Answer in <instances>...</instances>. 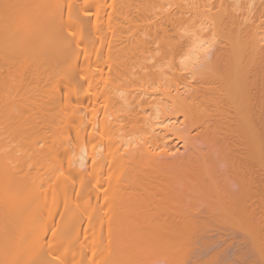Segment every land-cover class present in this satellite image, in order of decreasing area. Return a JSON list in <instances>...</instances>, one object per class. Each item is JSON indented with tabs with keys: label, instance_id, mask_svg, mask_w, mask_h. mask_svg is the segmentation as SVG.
<instances>
[{
	"label": "bare ground",
	"instance_id": "obj_1",
	"mask_svg": "<svg viewBox=\"0 0 264 264\" xmlns=\"http://www.w3.org/2000/svg\"><path fill=\"white\" fill-rule=\"evenodd\" d=\"M110 1L0 0V264H66L82 233L91 256L101 253L96 264H138L168 242L180 264L261 263L264 0H195L194 18L182 0ZM199 16L207 32L192 35ZM197 54L189 81L176 61L183 69ZM85 108L96 113L87 119ZM16 134L31 137L34 154L6 142ZM46 159L51 167L40 166Z\"/></svg>",
	"mask_w": 264,
	"mask_h": 264
},
{
	"label": "rangeland",
	"instance_id": "obj_2",
	"mask_svg": "<svg viewBox=\"0 0 264 264\" xmlns=\"http://www.w3.org/2000/svg\"><path fill=\"white\" fill-rule=\"evenodd\" d=\"M65 1H66V0H65ZM77 1H79V3L83 2V4H84V0H77ZM170 1L173 2V0H170ZM189 1H190V2L188 3V1L186 2V0H185V2H184V0H182V2H183L184 4H185V3H186V4H189V6L186 5V7L189 9V10L187 9L188 11H187L186 15H187V16H192V15H194V17H197V14H196L195 10H196V7H198V5H199V1H200V0H199L198 2H196L195 0H189ZM193 1H194V4L191 5V3H192ZM231 1H232V0H231ZM233 1H234V0H233ZM243 1H244V0H243ZM108 2L110 3L111 1L108 0ZM200 2H201V1H200ZM197 4H198V5H197ZM167 5H168V8H170V5H169V4H167ZM247 5H249V4H247ZM174 6H176V5H174ZM174 6H173V7H174ZM159 8H160V7H159ZM159 8H156V12H160V11H158ZM161 8H162V7H161ZM161 8H160V10H161ZM168 8H167V7H166V8L163 7V9H162L161 11H164V10L167 11ZM248 9H249V8H248ZM239 10H241V9H239ZM246 10H247V8H245V7H244V9L242 8V13H245ZM87 11H88V9H87ZM92 11H93V10H91V12H92ZM191 11H192L193 13H192ZM243 11H244V12H243ZM93 12H94V11H93ZM194 12H195V13H194ZM237 12H238V11H237ZM239 12H240V11H239ZM160 13H161V12H160ZM162 13H163V12H162ZM189 13H190V14H189ZM191 14H192V15H191ZM237 14H238V13H237ZM240 14H241V13H240ZM154 16H156V15H154ZM156 17H157V16H156ZM158 17H159V16H158ZM192 17H193V16H192ZM194 17H193V18H194ZM199 17L201 18L202 16H199ZM263 18H264V17H263ZM201 19L203 20V17H202ZM205 21H206V20H203V21H201L200 23H198V24H200V25H198V24H197V25H193V24H192V26H193V27H192V30H189V31H191V33L193 32L192 35L195 34V33H197V36H199L198 33H200V32H201V33H202V32H203V33H204V32H207V31L204 30V29L206 28V27H205V25H206V22H205ZM203 22L205 23V25H204ZM105 24H107V23L105 22ZM105 24H103V25H104L103 27L105 28L104 30L108 31L107 28H108L109 26H107V25H108V24H107V25H106L107 27H105ZM194 26H195V28H194ZM196 26H197V27H196ZM198 26H200L199 29H198ZM110 28H111V27H109L108 29L110 30ZM193 28H194V29H193ZM203 28H204V29H203ZM262 29H263V31H264V23L262 24V27L259 28L260 31H262ZM180 30H181V29H180ZM180 30H179V32H180ZM195 30H196V31H195ZM206 30H207V28H206ZM259 30H258V31H259ZM189 31H186V29H184V31L181 30V32H182L183 34H184V32H185L186 35L192 36V35L190 34ZM263 31H262V33H263ZM187 32H188L189 34H187ZM182 33H181V34H182ZM204 34H205V33H204ZM195 36H196V35H195ZM262 37H263V38H262ZM262 37L260 36V38L264 39V34H263ZM197 38H198V37H197ZM262 39H261V40H262ZM261 40H260V41H261ZM260 44L264 46V40H263V43L261 42ZM210 49H211V48H208V50H210ZM208 50H207V51H208ZM197 57H198V54H197V56H195V58L193 57V63L191 62V59L189 60L190 62L188 61L189 63H188V62H187V63H184L183 69L181 68L182 66L179 65V64L181 63V60H180V59H177L178 62L175 60V61H176V64H178L177 67L179 66V69L177 68L176 71H177L178 73H179V71H180V74L184 75L185 77H188L187 80L190 79L189 81H191V79H192V81H193V78L190 77V74H191V76H192V73L189 74L188 72H190V71H191V72H192V71L194 72V71H195V68H196L197 66H198V67H197L198 69L200 68V66H199V64H200V58L198 57V59H197ZM197 60H199V62H198ZM201 60H202V59H201ZM195 62H198V64L195 63ZM201 62H202V61H201ZM95 63H96L95 61H94L93 65H92V63H91L90 67H91L92 69H94V68L97 67V65L95 66ZM190 63H192V64H191V65H192V69H194V70L191 69ZM181 64H183V63H181ZM193 65H194V67H193ZM88 66H89V65H88ZM169 66H170V65H169ZM169 66L167 65V67H165V66H164V67H165V69L167 68V69L170 71ZM188 66H190V67L188 68ZM86 67H87V64H86ZM90 67H87V68H90ZM93 67H94V68H93ZM81 68L83 69V67H81ZM135 68H136V67H135ZM135 68L133 69V72H134V70H135L134 73H137V72L140 70V68L138 67V68H139L138 71H136L137 68H136V69H135ZM170 68H171V66H170ZM180 68H181V69H180ZM197 68H196V69H197ZM82 69H80L81 72H82ZM178 70H179V71H178ZM172 71H175V69L172 70ZM185 71H186V72H185ZM194 76H196L195 73H194ZM132 77H135V76L132 75ZM132 77H130V78H132ZM145 88H146V87H145ZM153 88H154V89L157 88V90L159 89L157 86H154ZM153 88H152V89H153ZM152 89L150 88L149 90L152 91ZM72 99H73V95H72ZM74 99H75V97H74ZM76 99H77V98H76ZM72 102H75V100H73ZM86 103H88V102H83V101H82V105H81V102L78 101V102H76V103H73V105L75 106L76 104H78V105H76V106H77V107H81V108H79V109H84L85 106L87 107V106L89 105V104H86ZM101 103H102V102H101ZM79 105H80V106H79ZM102 105H103V104H102ZM102 105H100V104L95 105V106H97V107H96L97 109H96L95 106H94V107H93V111H96V112L99 111L98 114H99V113L102 114V112H103V111H102V108H103ZM76 106H75V107H76ZM82 107H83V108H82ZM88 107H89V106H88ZM98 108H100V109H98ZM85 109H86V108H85ZM87 109H88V108H87ZM87 109H86L85 111L87 112V113H86V118L88 119V118L91 117V114L89 115V113H92L93 111H92L91 109H88L89 111H87ZM96 112H93V113L95 114ZM93 113H92V114H93ZM101 114H99L100 116H99V115H96V114H95L94 116H95L96 119L99 118L100 120H99V119H98V120L101 121V119H102ZM87 115H89V116L87 117ZM102 115H103V114H102ZM178 117H179L180 120H182V117H181V116H178ZM173 120H174V118H172V120H170L167 124H169V123L171 124V123H174V122L176 123V122H177L176 120H175V121H173ZM171 121H172V122H171ZM165 124H166V123H165ZM163 125H164V124H163ZM163 125H162V126H163ZM156 126H158V127L160 128V125H159V124L156 125ZM158 127H157V128H158ZM46 133H47V132H43L44 136L46 135ZM38 134H39V133H38ZM43 134H42V135H43ZM39 135H40V134H39ZM6 136L8 137L7 134H6ZM6 136H4V137H6ZM30 136H31V135H30ZM37 136H38V135H36L35 138H36ZM40 136H41V135H40ZM7 137L5 138V140L7 139ZM45 137H46V136H45ZM169 137L171 138V140H174V141H173V145L176 146V148H174V150H173L174 152H176V151H179V153H180V152H181V153L185 152V151H184V148H183V146H182L181 139H177V138H175V136H172L171 134L169 135ZM11 138H12V137H11ZM11 138H10V139L8 138V139L6 140V142H7V141H9V142L12 141V143H14V146H12L13 144L11 145L13 148L15 147V144L17 143L15 148L18 149V151H19V149H20V150H21L22 148L24 149V150H21V151H19V152L17 151V154L20 153V154H23V155H24L26 150H27V151H26V154H25V155H28L29 153L31 154V152H30L29 150H32V153L34 154L33 149H29V148H30V147H29V146H30L29 141L27 142L29 145H28V144L26 143V141H25L26 138H27V140H28V139L31 140V139H30L31 137L29 138V136L27 135L25 138L22 139V137H20L19 135L16 134V137H15V135H14L13 138H12V139H11ZM20 138H21L22 140H24L25 143H24V141H22ZM33 138H34V136L32 135V139H33ZM35 138H34V139H35ZM37 138H39V136H38ZM40 138H43V136H41ZM16 139H17V141H16ZM167 139H168V137H167ZM167 139H166V140H167ZM10 140H11V141H10ZM18 140H19V142H18ZM20 140L24 143V145L21 144L22 142H21ZM97 142H98V144H101V143H100V140H97V139H96V141H95V140L91 141L92 144L97 143ZM18 143H19V144H18ZM39 143H40L39 146H41V145L43 144V141H42V142H39ZM86 143H87V142H86ZM20 144H21L23 147L20 148ZM98 144H95V145H96L95 148H96V149H99V150H102L103 147L98 146ZM26 145H27V147L24 148V146H26ZM95 145H93V146H95ZM17 146H19V148H18ZM88 146H92V145L89 144ZM97 146H98V147H97ZM176 149H177V150H176ZM22 152H24V153H22ZM31 155H32V154H31ZM35 155H36V154H35ZM35 155H33V156H35ZM46 160H47V161H46ZM46 160L43 161V164H41L42 161H40L39 164H40L41 167H42V165H43V166L46 165V167H48V166L51 167L50 160H48V159H46ZM64 161H65V164H66L67 159L65 158ZM48 163H49V165H47ZM40 166H39V168H40ZM66 166H67V165H66ZM66 166L64 165L65 168H66ZM44 168H45V167H44ZM40 169H41V168H40ZM42 169H43V168H42ZM42 169H41V171H43V172L46 170V168L43 169V170H42ZM47 169H48V168H47ZM51 170H52V169H49L48 171L51 172ZM59 171H61V170H59ZM58 186H59V185H58ZM58 186H57V187H58ZM102 186H103V185H102ZM61 188H62L61 186H60V189L58 188V190H59V191L57 190L58 194H59L60 190H62ZM105 188H106V186H105ZM64 192H65V191H64ZM60 194H61V192H60ZM64 194H65V193H64ZM62 195H63V194L60 195V198H61V197H64V195H63V196H62ZM65 198H66V197H64V199H65ZM61 199H62V198H61ZM61 199H59V197H55L54 204L56 205V204H59V203H60V205H62L64 202H63ZM95 219H96V218H93V220L91 221V227L93 226V229H94V227H95V230H97L98 228L101 229V228H100V225H101V227H102V225L104 224V222H102L101 218H97V219H99L98 221L101 220V221H100L101 223L99 222V223H100V224H99V223H97V220L95 221ZM94 223H95V224L97 223L96 225H98V226L96 227V225H95ZM93 224H94V225H93ZM195 224L197 225L198 223H195ZM103 227L105 228L106 225L103 226ZM196 227H197V228L200 227V228H204V229L207 228V226H206V227H203V226H201L200 224H198ZM209 227H211V228H210V229L207 228V230H208L210 233H212V232H213V233H214V232H215V233H216V232H222V231H219V230H223L222 228H220V226L213 225V224H212V226H211V224H210ZM213 227H214V229H213ZM50 228L53 229L52 227H50ZM50 228H47V229H46V232H47V233H46L44 230L42 231V232H44V233L46 234V236H49L48 239L50 238L51 232H53V230H51ZM104 228H103V231H104V232H103V231H102V232L106 234V232H105L106 228H105V230H104ZM197 228H196V230H197ZM218 228H219V230H218ZM226 228H228L227 231L224 230L223 232H225V231H226V232H230V231H231V230L229 231V227L226 226ZM226 228H225V229H226ZM49 229H50V230H49ZM69 229H70V228H69ZM231 229H232V228H231ZM236 229H237V228H236ZM47 230H48V231H47ZM116 230H118V229H116ZM207 230H206V231H207ZM232 230H233V229H232ZM242 230H243V229H242ZM242 230H241V229H240V230L237 229V230H236V233H238V231H239L241 234H242V232L244 233V231H242ZM70 231H71V229H70ZM83 231H84V230H81V232H83ZM198 231H199V229H198ZM202 231H203V229H202ZM102 232L99 233V235H98L99 238H101V239H103V238H105V237L107 238V236H105V235H104L105 237L102 236V235H103ZM209 232H208V233H209ZM101 234H102V235H101ZM65 235H66V234H65ZM83 235H84V234L82 233L81 236H80L82 239H81V238H77V241H78L79 244H78V243H74V245H76V247H78V248H79V247H80V248H81V247H84V246L86 245V246L88 247V250L86 249V250H87V253H85V252H86V251H85L84 254H86V256H88V255L91 256V252H90L91 249H89L90 245L88 246V244L92 242L93 238L91 239V237L88 236V235H86V234H85L84 236H83ZM100 235H101V236H100ZM107 235H108L109 237L111 236V234L109 235V231H108V234H107ZM66 237H67V236H66ZM89 237H90V238H89ZM109 237H108V238H109ZM85 238H86V241H87L88 243H85V242H86V241H84ZM88 238H89V239H88ZM78 239H79V240H78ZM87 239H88V240H87ZM67 240H68V238H67ZM75 240H76V239H75ZM81 240H82V241H81ZM89 240H90V241H89ZM103 240H104V239H103ZM79 241H80V242H79ZM83 241H84L85 244L83 243ZM159 241H160V240H159ZM159 241H158V244H161V243H164V242H165L164 240H163V242H161V243H160ZM193 241H194V243L196 244V245H195V244H194V245H195V246L198 248V250H199V247H201V246L203 245L202 241H195V240H193ZM74 242H76V241H74ZM152 242H154V241H152ZM241 242H243V241H241ZM241 242H240V245L242 246L243 243H241ZM248 242H249L248 245H249L250 247L252 246V244L254 245V246L252 247V249H253V253H255V254H254V255H255L254 258L259 257V256H257V251H256L257 249L255 248V247H256V244L251 243V242H254V241H253V240H251V241L249 240ZM155 243H156V242H155ZM155 243H152V244H155ZM182 243H183V242H182ZM235 243H236V242H234V244H235ZM255 243H256V241H255ZM140 244H141V243H140ZM140 244H139V245H140ZM143 244L146 246V243H145V242H144ZM152 244H151V245H152ZM158 244L156 243L157 246H158ZM164 244H165V243H164ZM168 244H169V245H168ZM168 244H165V245H161V246H159V249H161V250H160V251L158 250L159 252H161V254H163L164 251H165V253L168 254V255H166V254L161 255V254L157 251L158 248H156V251L158 252L157 255H158V256H159V255L162 256V257L159 256V258H158V256H157V258H156V256H155V252L152 250V248L150 249V248L148 247V246H150V244H148V245H147L148 248L145 249V250H146V251L148 250V253H149L148 256H150V258L147 257V258H149V259H147V258L145 257V256H147V255H146L147 252H146L144 257L147 259V261H145V258H144L143 261H145L146 264H148V263H149V264H150V263H151V264H152V263H153V264H157V263H159V264L162 263V264H163L162 261H163L164 259H165V263H164V264H167L168 261H171V262H173L174 264H180L181 262H183L182 260H181V262H178V259L176 258V256L178 257V255L180 254V253H179V251L181 250L180 247L178 248V247L172 246V244H171V246H170V243H169V242H168ZM187 244H189V243H187ZM190 244H192V242H191ZM80 245H81V246H80ZM130 245H133V244H130ZM156 245H155V246H156ZM136 246H138V245H136ZM157 246H156V247H157ZM177 246H179V244H178ZM181 246H182V244H181ZM184 246L186 247L187 245L183 243V246H182V247L184 248ZM195 246H192V247L195 248V249H194V248H192V249L196 251L197 248H196ZM153 247H154V246H153ZM172 247H175L176 249H175V248H172ZM187 247H189V246H187ZM80 248H79V249H80ZM138 248H139V247H138ZM144 248H145V247H144ZM183 248H182V249H183ZM189 248H190V247H189ZM79 249H78V251H79ZM84 249H85V248H84ZM153 249H155V248H153ZM178 249H179V251H177ZM184 249H185V251H188V250H186L187 248H184ZM184 249H183V250H184ZM192 249L190 248L191 251H192ZM254 249H255V250H254ZM50 250L52 251V252H50V253H54V252H53V249H50ZM50 250H49V251H50ZM92 250H93V249H92ZM128 250H129V249H128ZM150 250L153 251V252H149ZM78 251L75 249V252H77V255H76V256L78 257V259H79V261H80V260H82V258H83L84 256H83V254H81V252H78ZM140 251H141V250H140ZM143 251H144V250H143ZM143 251H142L141 253H143ZM185 251L183 252L184 254H186ZM195 251H193V253H194ZM64 252H65V250H63V253H61L62 256L64 255ZM89 252H90V253H89ZM95 252H96V250H95ZM95 252H94V253H95ZM180 252H181V254H182V250H181ZM196 252H197V251H196ZM196 252H195V253H196ZM71 253H73V252H70L69 254L71 255ZM94 253H92V256H94V257H95V256H98L96 253H99V255H101L100 252H96L95 255H93ZM150 253H153L152 256H155V258H153V257L150 255ZM195 253L193 254L194 256L192 255L193 258H194V259H192V260H193L194 262L197 261V260H196V259H197V257H196L197 255L195 256ZM69 254L67 253V255H66V253H65V255H66L67 257H68ZM87 254H88V255H87ZM135 254H136V253H135ZM173 254L176 255V256H174ZM53 255H54V254H53ZM65 255H64V257H62V258H64V259L61 258V260H63V261L65 260L64 262L67 261L68 264H70V263L68 262V260L71 261V264H74V262H75V264H77V263H78V264H81L82 262H84V260H85V262L88 261V262H89L88 264H93V262H94V264H96V263L99 261V260H98L99 258H100V261L102 260L101 256H98V257H96V258H97V260H96L97 262H95V259H96V258H94V257L91 256V257H87V258L84 257L85 259H83V260L80 261V263H79L78 261H76L77 258L74 259V258H71V257H70L71 259L68 258V260H67V259H66L67 257H65ZM70 255H69V256H70ZM143 255H144V254H143ZM143 255H142V256H143ZM71 256H72V257H75V255L73 256V254H72ZM139 256H140V255H139ZM142 256H141V257H142ZM166 256H168L169 258H166ZM179 256H181V255H179ZM151 257H152V258H151ZM164 257H165V258H164ZM181 257H182V256H181ZM183 257H184V256H183ZM195 257H196V259H195ZM88 258H90V259H88ZM91 258H94V261H93V259H91ZM179 258H180V257H179ZM72 259H73V261H72ZM78 259H77V260H78ZM150 259H151L153 262H152ZM156 259H157V260H158V259H159V260L161 259V262H160V261H156ZM162 259H163V260H162ZM166 259H168V260H166ZM182 259H183V258H182ZM90 260H91L92 263H90ZM125 260H126V259H125ZM125 260H124V261H123V259L120 260V261L118 262V264H124V262H125V264H126V261H127V260H126V261H125ZM129 260H130V259H129ZM149 260H150V261H149ZM100 261H99L98 263H100ZM122 261H123V262H122ZM135 261H136V260H135ZM143 261H141V262L139 261V263H140V264H143V263H144ZM148 261H149V262H148ZM166 261H167V262H166ZM114 262H115V260H114ZM114 262H113V263H114ZM133 262H134V261L132 260V263H133ZM137 262H138V261H137ZM171 262H169V263H171ZM67 263H66V264H67ZM128 263L130 264L131 261H130V262L127 261V264H128ZM132 263H131V264H132ZM139 263H138V264H139ZM173 263H172V264H173ZM82 264H83V263H82ZM85 264H87V262H86ZM101 264H103V263H101ZM133 264H134V263H133ZM259 264H264V261H262L261 263H260V261H259Z\"/></svg>",
	"mask_w": 264,
	"mask_h": 264
}]
</instances>
